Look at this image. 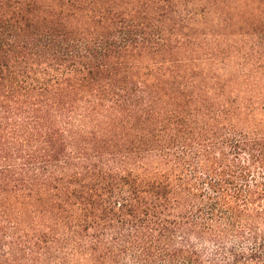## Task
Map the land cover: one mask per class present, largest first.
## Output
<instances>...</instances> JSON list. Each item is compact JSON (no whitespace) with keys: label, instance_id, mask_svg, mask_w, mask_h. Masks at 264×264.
Masks as SVG:
<instances>
[{"label":"trees","instance_id":"obj_1","mask_svg":"<svg viewBox=\"0 0 264 264\" xmlns=\"http://www.w3.org/2000/svg\"><path fill=\"white\" fill-rule=\"evenodd\" d=\"M0 264H264V0H0Z\"/></svg>","mask_w":264,"mask_h":264}]
</instances>
